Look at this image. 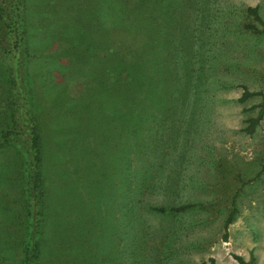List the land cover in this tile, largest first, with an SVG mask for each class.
<instances>
[{
	"label": "rangeland",
	"instance_id": "1",
	"mask_svg": "<svg viewBox=\"0 0 264 264\" xmlns=\"http://www.w3.org/2000/svg\"><path fill=\"white\" fill-rule=\"evenodd\" d=\"M14 1L0 0L9 19L0 21V264H21L33 222L26 206L30 162L22 116L41 136L43 193L50 204L42 218L40 264H198L211 258L238 264L233 255L264 264V117L247 134L261 98L239 102L243 87L264 90V36L243 28L251 22L249 7H257L264 21V0H176L158 10L160 36L178 62L183 46L175 26L179 19L188 24L187 65L184 56L174 69L155 65L158 94L149 98L157 101L158 121L139 122L144 139L138 136V145L126 148L115 133H123L125 122L115 121L114 92L89 83L127 66L128 48L119 53L124 46L108 40L112 28L128 31L126 12H118L127 8L123 0H17L19 31ZM140 28L136 35L142 37L148 26L142 22ZM187 31L180 32L183 38ZM168 80L178 101L172 89L166 91ZM81 85L93 95L85 112L102 111V118L87 119L85 131ZM146 90L143 82L142 97ZM95 121L98 130L107 129V140L86 138ZM128 152L145 158L134 183L153 187L134 196L130 223L124 220ZM179 201L195 207L180 214L151 209ZM232 207L235 219L225 230ZM108 212L105 233L111 237L98 247L99 234L94 241L92 233L104 230ZM86 236L92 237L89 245Z\"/></svg>",
	"mask_w": 264,
	"mask_h": 264
},
{
	"label": "trees",
	"instance_id": "2",
	"mask_svg": "<svg viewBox=\"0 0 264 264\" xmlns=\"http://www.w3.org/2000/svg\"><path fill=\"white\" fill-rule=\"evenodd\" d=\"M176 0H123L124 5L127 7L125 8H119L123 10H118L119 12V17L122 15L123 12H126L127 14V19H124V21H127V33H124L125 30L123 28H112L111 29V34L110 37H108V40H110L112 43H118L122 44L124 46V51H117L119 53H125L127 51V66L123 67V69H117L111 74H108L105 76V78H100L98 75L95 76V80L89 81V83L94 84V81H96V89L97 86H103V87H108L113 94V98L111 99L112 104H116L117 106L112 107L113 112L115 113V121L119 122L123 120L125 122V126L122 128V134L121 132H115L116 134L123 135V147H129L130 143H132L134 146L138 145V139L137 137L140 136L141 138L144 139V134L140 130H138L137 125L140 127V124L145 123L144 121L148 124H150L151 120H154L156 123L158 121V116L156 113V104L153 106V104L157 101H151V96L157 95L158 94V79L156 78V72H155V65L157 64H162L163 67L164 65L167 67H173L175 65L180 64V61L182 62V57L184 56V60L187 65V60H186V51L185 46L186 42L189 41L192 38L191 33H188V24L185 23L184 21L182 22L181 19L180 25L175 26V30L179 31L178 38L179 44L183 46L180 49H176L180 54L178 57L180 61L178 62L175 57H173V51L172 48L170 47V42L168 43V46L163 43V40L160 36L161 29L158 28L157 26V20H158V10L164 5V7L167 10V3L172 7L174 5V2ZM206 1V0H205ZM15 3L13 4L14 6V25L15 28L19 31L21 27L20 23V6L17 5V0L14 1ZM173 4V5H172ZM178 6V5H177ZM177 6H175V9L172 8L173 10V16L174 13L178 11ZM181 9L179 10V12ZM248 16L251 18V22L247 23L244 25V30L255 35V36H264V21L259 15L258 8L257 7H249L246 10ZM182 14V13H181ZM172 16V19H173ZM8 17L0 10V21L2 23L7 24L8 23ZM175 20V19H174ZM145 22V25L148 26V28H145L144 33L142 34L141 31H139V34H142V37H139L136 35L137 30H140L141 28V23ZM256 23L259 26L256 25ZM140 28V29H139ZM174 27L172 26L171 30ZM144 29V28H143ZM170 30V32H172ZM174 30V32H175ZM182 30H186V36L183 38ZM17 35L16 37L17 42H16V47L20 46L22 43L21 35L19 32H16ZM175 33L172 34V38L174 39ZM124 37H128L129 39H126ZM145 42L143 44L141 42ZM158 39L162 41L161 49H157V43ZM148 40L149 42H147ZM149 43V44H148ZM189 44V43H188ZM19 48V47H18ZM190 48V47H189ZM138 53V55H135ZM135 55V56H134ZM171 58V62L168 60V56ZM13 57L15 55H12ZM12 57V58H13ZM15 58V57H14ZM16 62V65H18V59L16 58L14 60ZM174 69V67H173ZM171 74V73H170ZM170 76V75H169ZM108 79L107 81L105 79ZM166 78V77H165ZM167 79V78H166ZM143 82L147 84V90L145 91L146 93L141 95L139 92V88L142 87ZM105 83L104 85H102ZM150 84V85H149ZM82 86V85H81ZM94 85L90 86L91 89L93 88ZM87 87V86H86ZM85 86H82L81 89V99H85V103L81 109V112L83 113L79 118L82 121V126L85 131V128L87 127V119L89 117H93L96 114H100L102 111L97 112L96 114L89 113L88 111L85 112L89 104L91 103L93 99V95L91 93L87 92V88ZM123 87H125V97L122 96L123 94ZM85 88V89H84ZM166 91L171 90V96L176 99L175 97V86L173 83H171L170 80H168V84L165 86ZM136 89V90H134ZM186 97L188 94V91L185 92ZM195 94V93H194ZM258 95L261 98V102L259 104V112L256 117L250 118L247 121V126L244 128V131L252 135L256 129V127L259 125L261 120L264 117V90L259 92V93H253L250 92L247 87H243V93L241 98L239 99L240 103L246 102L249 98L253 97L254 95ZM150 96V98H149ZM185 97V98H186ZM185 98L182 100L183 104L185 103ZM23 100V99H22ZM110 101V103H111ZM20 102V100H19ZM120 104H123V107L119 106ZM87 105V106H86ZM153 106V107H152ZM21 106H20V111L21 112ZM22 113V112H21ZM21 116L19 115V118ZM91 117V118H92ZM20 121L23 123V131L28 137V155H29V178L28 182L29 185H27V190L26 193L28 194V200L26 201V206H27V213L30 217H32L33 222L30 228V231L28 232L27 239L24 241L23 244V258L21 260V264H40V258L42 256V218L44 219L45 211L47 210L48 207H50V204L44 199V178L42 175V160H43V155H42V147H41V141H40V133L37 130V128L34 125H30V121L23 118ZM153 123H151L152 125ZM97 123L93 124L94 133L92 135H89L85 133L86 138L93 139L94 136H96L97 139H99L101 136L103 137L102 140H107L108 137L106 136L108 134L107 129H97ZM148 129V128H147ZM146 129V131H147ZM114 129L109 130V134H112ZM11 133V131H10ZM129 139V140H128ZM5 143H8L9 141L7 140V137L4 139ZM129 143V144H128ZM126 145V146H125ZM111 146H108V150L106 151L105 155L109 154ZM129 154L126 155L125 159L126 161V170H125V183H126V190H125V200H126V208L127 212L124 217V220L127 222H131V219L134 218L131 216L132 213V208H133V202L135 201L134 196H136V193L139 192H144L145 190L150 191L153 189V187L146 186V183L144 185H139L134 183L137 178V175L135 174L136 172L140 170V167L142 165V161L145 160L144 156L141 154H134L131 152H128ZM149 162L146 161L145 164H148ZM150 171V170H149ZM148 171V172H149ZM134 180V181H133ZM161 189H167V187L162 186ZM130 192V194H129ZM134 194V195H133ZM165 196V195H164ZM136 202V201H135ZM194 204H189V203H182V201H179V204L177 205H171V206H162V207H152L151 209L153 211H157L158 213L161 214H180L184 212H188L190 209L194 208ZM107 212V211H106ZM234 213H235V208L232 207L226 221L224 224L225 230L227 227L234 221ZM54 218V216H52ZM109 221H110V215L109 212L107 213V218L103 226H105L104 230L102 229L101 231L98 232H93L94 241L95 238L98 236L97 243L96 245L98 247H102L103 244H107V240L110 239L111 236L105 233V230L108 232L109 228ZM132 226V225H129ZM54 235L57 237V239H63L64 234L60 230L55 229ZM132 235V234H131ZM89 236H86L81 240H85L88 245L91 243V240ZM226 238V237H224ZM84 243L82 242V247H85ZM68 254H71L70 252L64 253L65 256ZM69 256V255H68ZM234 260L237 261L238 264H253V257H250L249 260H245L243 257L233 255ZM64 264V263H63ZM198 264H215L214 259H209L208 262H200Z\"/></svg>",
	"mask_w": 264,
	"mask_h": 264
}]
</instances>
